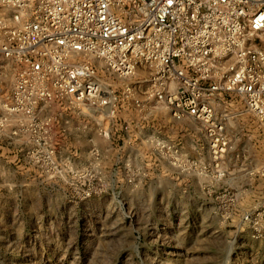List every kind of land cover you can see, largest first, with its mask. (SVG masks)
<instances>
[{
    "label": "rangeland",
    "instance_id": "rangeland-1",
    "mask_svg": "<svg viewBox=\"0 0 264 264\" xmlns=\"http://www.w3.org/2000/svg\"><path fill=\"white\" fill-rule=\"evenodd\" d=\"M3 65L1 113L18 69ZM117 95L115 114L98 101H53L36 120L18 114L0 129V264H264V131L263 146L251 143L240 117L257 118L241 97L212 101L228 138L215 152L189 118L177 120L200 133L186 134L184 148L154 127L131 135L139 119L120 105L158 100Z\"/></svg>",
    "mask_w": 264,
    "mask_h": 264
},
{
    "label": "built area",
    "instance_id": "built-area-1",
    "mask_svg": "<svg viewBox=\"0 0 264 264\" xmlns=\"http://www.w3.org/2000/svg\"><path fill=\"white\" fill-rule=\"evenodd\" d=\"M0 9L10 15L0 14V81L4 59L18 68L0 129L53 101H98L115 114L118 87L201 123L215 152L228 145L212 103L220 96L237 94L264 124V0H0Z\"/></svg>",
    "mask_w": 264,
    "mask_h": 264
},
{
    "label": "crops",
    "instance_id": "crops-1",
    "mask_svg": "<svg viewBox=\"0 0 264 264\" xmlns=\"http://www.w3.org/2000/svg\"><path fill=\"white\" fill-rule=\"evenodd\" d=\"M58 106L61 107L62 112H65V116H67L68 113L66 112L69 111V108L64 105ZM120 106L124 108L123 112L127 113V115L130 113L132 117L139 119L136 124H133V121L129 120V127L130 131L132 132L131 135H137L141 139L145 137V135H147L146 133L151 131L154 127L156 137L160 138L162 141L167 139L172 143L182 145L184 148L185 146L189 145L186 134L192 135V137L195 138L200 133L197 125L195 127L189 128L187 127V122L182 124L181 121L175 119L171 112L165 107V104H163L161 101H124ZM123 112L120 110V115L123 114ZM66 118L67 117L63 119L67 121ZM150 119L154 120V126H150ZM240 121L251 123L243 127L248 132V134L253 136L251 143L256 142L257 146H263V140L259 137V131L262 132L264 129L261 127L257 119L250 118V115H242L240 117ZM136 129L139 130L140 134H136ZM256 167H259V165ZM253 169L257 168L254 167ZM257 170H259V168Z\"/></svg>",
    "mask_w": 264,
    "mask_h": 264
}]
</instances>
